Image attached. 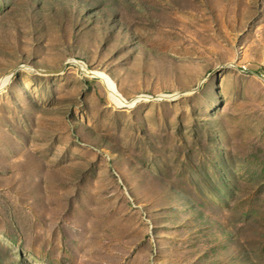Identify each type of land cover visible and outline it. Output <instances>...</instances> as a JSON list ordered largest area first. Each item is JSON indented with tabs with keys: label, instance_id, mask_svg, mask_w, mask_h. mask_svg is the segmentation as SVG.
Wrapping results in <instances>:
<instances>
[{
	"label": "rangeland",
	"instance_id": "obj_1",
	"mask_svg": "<svg viewBox=\"0 0 264 264\" xmlns=\"http://www.w3.org/2000/svg\"><path fill=\"white\" fill-rule=\"evenodd\" d=\"M12 70L0 264H264V0H0Z\"/></svg>",
	"mask_w": 264,
	"mask_h": 264
},
{
	"label": "bare ground",
	"instance_id": "obj_2",
	"mask_svg": "<svg viewBox=\"0 0 264 264\" xmlns=\"http://www.w3.org/2000/svg\"><path fill=\"white\" fill-rule=\"evenodd\" d=\"M71 62L72 64L76 65L85 75L90 76V77L100 78L108 89L111 101L120 107L124 105L133 107L142 101H153L156 99H175L182 95V93L160 94L157 97H154V96L142 94V95L136 96L132 100H128L120 92L116 81L108 73L101 71V70H91L86 63L79 61L77 59H71ZM24 69L32 70L31 68H28V67H24ZM16 73H17V70H12L9 74H6L0 78V93L4 92L6 88L11 84Z\"/></svg>",
	"mask_w": 264,
	"mask_h": 264
}]
</instances>
